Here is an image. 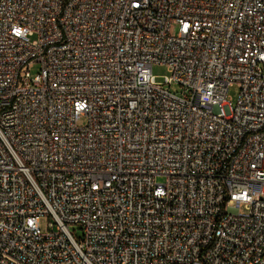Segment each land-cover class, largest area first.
I'll list each match as a JSON object with an SVG mask.
<instances>
[{"label":"built area","instance_id":"built-area-1","mask_svg":"<svg viewBox=\"0 0 264 264\" xmlns=\"http://www.w3.org/2000/svg\"><path fill=\"white\" fill-rule=\"evenodd\" d=\"M0 264H264V0H0Z\"/></svg>","mask_w":264,"mask_h":264},{"label":"rangeland","instance_id":"rangeland-1","mask_svg":"<svg viewBox=\"0 0 264 264\" xmlns=\"http://www.w3.org/2000/svg\"><path fill=\"white\" fill-rule=\"evenodd\" d=\"M167 73V67L165 65H162V64H155L153 66V74L157 77V79L159 81H162L163 80V76ZM170 89L172 91H177L178 88H177V85H172L170 87ZM238 92H239V88L237 85H234L232 87H230L229 89V96L231 97V99L235 102L236 99H237V96H238ZM157 180L159 182H163L164 181V177H158ZM42 226L45 227V224H46V218L43 217L42 218ZM71 231L74 233L75 237L79 238L82 236V233L83 231L80 229V227L78 225H71L70 227Z\"/></svg>","mask_w":264,"mask_h":264}]
</instances>
